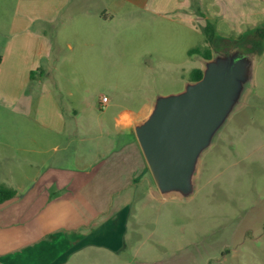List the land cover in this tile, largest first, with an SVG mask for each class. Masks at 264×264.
<instances>
[{
    "label": "rangeland",
    "instance_id": "1",
    "mask_svg": "<svg viewBox=\"0 0 264 264\" xmlns=\"http://www.w3.org/2000/svg\"><path fill=\"white\" fill-rule=\"evenodd\" d=\"M16 4L0 0V61L7 57ZM89 7L90 15L78 16L64 32L74 49L53 65L58 80H49L63 102L70 88L72 104L93 105L80 119L99 121L104 95L129 103L133 93V104L143 100L135 99L137 90L153 102L179 95L193 70L206 68L207 61L188 53L205 47V36L179 24V14L158 16L99 0ZM235 39L228 62H240L237 54H243L249 69L235 81L231 111L198 161L192 194L138 198L126 238L132 254L101 256L103 261L92 256L85 264H264V36L256 29ZM205 48L214 61L228 52L220 38ZM11 63L5 60L0 76V156L19 157L38 150V115L34 108L25 114L21 95H10L22 88L32 64L10 74ZM95 144L105 145L98 136ZM5 177L0 169V185Z\"/></svg>",
    "mask_w": 264,
    "mask_h": 264
},
{
    "label": "crops",
    "instance_id": "2",
    "mask_svg": "<svg viewBox=\"0 0 264 264\" xmlns=\"http://www.w3.org/2000/svg\"><path fill=\"white\" fill-rule=\"evenodd\" d=\"M92 1L17 0L6 59L12 62L10 74H16L20 64L32 66L24 70L22 88L10 95H21L25 114L36 109L38 150L0 156L7 180L0 187L16 192L0 204V264H85L92 256L103 261L101 256L132 254L126 238L134 205L140 197L163 196L135 133L155 102L138 90L135 99L143 98L138 104L131 101L133 93L129 103L107 96L106 106L98 102L101 118L92 124L80 119L93 108L89 101L82 107L72 104L74 92L67 88L63 102L49 82L58 80L53 65L74 49L64 32L78 16L90 15ZM99 1L158 16L179 14V24L200 34L211 22L226 39L264 26V0ZM101 11L105 15L107 9ZM6 59L0 61V76ZM97 136L103 148L93 145Z\"/></svg>",
    "mask_w": 264,
    "mask_h": 264
},
{
    "label": "water",
    "instance_id": "3",
    "mask_svg": "<svg viewBox=\"0 0 264 264\" xmlns=\"http://www.w3.org/2000/svg\"><path fill=\"white\" fill-rule=\"evenodd\" d=\"M247 54V53H246ZM207 61L200 81L176 96L159 99L148 118L135 128L136 137L157 189L163 196H190L203 152L226 121L233 106L235 81L247 75L245 57ZM236 66V67H235Z\"/></svg>",
    "mask_w": 264,
    "mask_h": 264
},
{
    "label": "trees",
    "instance_id": "4",
    "mask_svg": "<svg viewBox=\"0 0 264 264\" xmlns=\"http://www.w3.org/2000/svg\"><path fill=\"white\" fill-rule=\"evenodd\" d=\"M203 34L205 36V47L208 44H213V42L215 41V38H220L223 42V47L225 48L224 50L229 51L230 47H233L235 38H222L220 36H218L217 33V29L215 24L211 23V22H207L206 26L204 27L203 30ZM258 35H263L264 36V30H258ZM242 39V37L238 38V40ZM205 47H201V48H195V49H191L188 53L190 56L193 55H198L199 57H201L202 59H204L205 61H210L213 58V54L211 52L210 48H205ZM35 72H33L32 77L35 76L34 74ZM203 77V70H195L192 73V77H191V82H198L202 79ZM16 196V192L13 189L7 188V187H0V204L4 203L6 201L11 200L12 198H14Z\"/></svg>",
    "mask_w": 264,
    "mask_h": 264
},
{
    "label": "built area",
    "instance_id": "5",
    "mask_svg": "<svg viewBox=\"0 0 264 264\" xmlns=\"http://www.w3.org/2000/svg\"><path fill=\"white\" fill-rule=\"evenodd\" d=\"M107 103H108V98L107 97H103L101 99V106L104 107V106H106Z\"/></svg>",
    "mask_w": 264,
    "mask_h": 264
}]
</instances>
